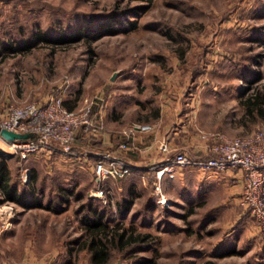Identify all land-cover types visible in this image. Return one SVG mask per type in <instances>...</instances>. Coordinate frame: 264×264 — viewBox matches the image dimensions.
<instances>
[{
  "label": "rangeland",
  "instance_id": "obj_1",
  "mask_svg": "<svg viewBox=\"0 0 264 264\" xmlns=\"http://www.w3.org/2000/svg\"><path fill=\"white\" fill-rule=\"evenodd\" d=\"M113 11L122 12L125 27L115 33H89L73 42L41 40L16 52L0 48L2 107L54 93L70 108L85 99L102 103L106 110L115 106L123 122L138 97L151 100L147 109L137 110L143 117L153 112L159 92L175 97L181 91L183 98L194 97L197 124L203 129L233 136L264 125V118L247 113L243 103L264 86V0H0V44L28 36L31 28L49 36L78 24L93 27ZM130 20L136 26L128 29ZM256 74L259 79L250 82L248 77ZM8 149L0 141V150ZM9 161L10 181L19 188H28L27 178L34 172L35 195L61 200L56 207L62 209L48 212L41 225L53 230L52 235H36L40 225L34 219L40 215L23 205L15 207L21 250L28 238L45 252L66 243L68 264H91L82 246L86 233L80 207L90 197L93 205L105 206L110 225L149 231L146 239H154L150 248L129 254L114 250L103 264H134L135 258L152 254L154 264H197L208 257L215 264H264V232L234 199L236 192L221 182L205 181L200 169L184 167L170 179L164 175L163 202L157 199L160 192L150 170L107 179L109 200L104 202L89 194L95 185L93 161L77 177L46 164ZM72 184L75 194L65 189ZM124 196L131 202L121 216L118 201ZM231 247L233 253L215 255Z\"/></svg>",
  "mask_w": 264,
  "mask_h": 264
},
{
  "label": "built area",
  "instance_id": "obj_2",
  "mask_svg": "<svg viewBox=\"0 0 264 264\" xmlns=\"http://www.w3.org/2000/svg\"><path fill=\"white\" fill-rule=\"evenodd\" d=\"M103 107L102 103L85 99L82 105L70 108L65 105L60 94L54 93L39 101L9 104L0 114V130L7 129L27 136L6 140L0 134V138L9 148L6 152L17 155L22 160L40 152L71 153L79 129L96 134L101 131ZM150 128L149 123L133 122L122 133L129 139L134 131H147ZM198 132L207 143L204 156L194 157L188 151L173 149L164 162L152 167L160 192L158 201H165L160 188L164 175L173 177L177 170L190 166L202 171L235 169L243 174L237 202L249 211L258 229L264 232V125L233 136L222 131L200 129ZM118 147L127 149V141H121ZM159 149L163 153L172 151L165 140L159 143ZM92 172L95 185L89 194L107 202L109 189L105 186V181L131 173V166L123 156L107 150L97 154L92 163ZM0 264H6L1 254Z\"/></svg>",
  "mask_w": 264,
  "mask_h": 264
},
{
  "label": "crops",
  "instance_id": "obj_3",
  "mask_svg": "<svg viewBox=\"0 0 264 264\" xmlns=\"http://www.w3.org/2000/svg\"><path fill=\"white\" fill-rule=\"evenodd\" d=\"M155 97L153 112L147 113L143 117L137 115V110L143 111L147 109L151 101L148 98L140 99L138 97L131 105L130 113H125L126 116L123 122L118 119L117 107L109 105L107 110L104 108L102 111L103 127L101 131L96 134L79 129L71 153L62 151L40 152L22 160L17 155L4 153L0 150V162L6 164L8 175L9 160L17 158L19 161L31 162L33 166L46 164V166L54 167V169L59 168L61 173H73L77 177V174L81 172L86 163L94 162L99 152L107 150L123 156L131 166V173L152 171L154 165L164 162V159L177 149L188 151L190 154H204L207 143L200 137L198 130H208L199 127L197 124L196 115L198 108L194 103V97L183 98L181 91L177 92L175 97L164 95L161 92ZM5 108L0 103V114ZM133 122L149 123L151 128L147 131L136 130L133 132L132 137L127 139L122 131ZM163 140L168 143L170 149H172L171 152L163 153L159 149V143ZM0 141L5 144L1 138ZM121 141H127V149L118 147ZM182 169L184 168L177 170L175 175L182 173ZM242 175L240 171L235 169L202 171L205 181L215 180L221 182L227 185L230 192H236L234 197L236 201L243 182ZM170 178L172 177H168V179ZM16 186L19 190L18 184ZM76 187H78V184H76ZM0 192V252L4 257L3 261L6 264H68L66 243L63 246L60 245L59 248H53L50 252H45L36 248L35 239L28 238L24 241V248L20 249V242L16 238L19 233V219L15 214L17 210L15 207L21 204L11 199H1L3 197L1 189ZM42 203L43 205L25 207L27 211H35L40 215L34 219L37 225H40V227L35 229L36 235L49 232L52 235L53 230L42 228V226L44 221L48 219V212L51 213L53 210L58 212L62 209L59 208L57 210L56 207V203L60 204L61 201L48 199L42 200ZM62 233L65 234L64 231L57 230L58 235L61 236Z\"/></svg>",
  "mask_w": 264,
  "mask_h": 264
},
{
  "label": "trees",
  "instance_id": "obj_4",
  "mask_svg": "<svg viewBox=\"0 0 264 264\" xmlns=\"http://www.w3.org/2000/svg\"><path fill=\"white\" fill-rule=\"evenodd\" d=\"M151 0H146L149 4ZM148 6V5H140ZM137 7V6H136ZM132 12H136L132 10ZM122 12H111L108 17L101 19L96 23L95 26L78 24L75 27H71L66 30L57 32L55 35H45L38 29L31 28L29 35L26 37H15L12 41L3 40L1 41L0 48L4 52H16L26 50L31 47L34 43L41 40L60 43V42H73L80 38L86 37L89 33L98 36L106 33H115L123 23H121ZM124 16V15H123ZM119 25H114L115 23ZM129 27L134 28L136 26V20L129 21ZM261 35L256 36V40L261 39ZM250 76V75H249ZM259 79V75L248 77L250 82H254ZM65 103V102H64ZM245 105V111L252 116H260L264 118V86L256 88L253 92L249 93L243 100ZM97 108L95 105L94 109ZM194 157H202L204 154H192ZM153 171V170H152ZM154 173V171H153ZM124 177V176H123ZM35 178L36 174L33 172L29 174L27 180L30 182L28 188L22 187L18 190L16 184L9 180L8 170L6 164L0 162V189L3 192L1 199H11L17 201L23 206L32 205H43L42 199L35 195ZM122 178V177H120ZM129 188V187H128ZM65 189L71 193H76L75 185L72 184L70 187ZM62 197H65L64 192H58ZM66 199V197H65ZM61 201V200H60ZM59 201V202H60ZM131 200L129 197L124 196L118 201V208L121 216L125 214L129 208ZM103 205H106L102 203ZM80 207H84V212L81 215V222L83 227V233H86V237L82 241V246L86 249L89 261L91 264H103L112 255L114 250L121 252L122 254H129L131 251L142 248H150L154 239L149 238L151 235L149 231L133 232L127 231L126 226L110 225L109 217L106 215L103 207L93 205L91 198L89 197L85 202H81ZM234 247L225 248L221 251L216 252L215 255H223L233 253ZM154 255L141 257V259L135 258L134 264H154ZM197 264H215L213 258H205Z\"/></svg>",
  "mask_w": 264,
  "mask_h": 264
},
{
  "label": "water",
  "instance_id": "obj_5",
  "mask_svg": "<svg viewBox=\"0 0 264 264\" xmlns=\"http://www.w3.org/2000/svg\"><path fill=\"white\" fill-rule=\"evenodd\" d=\"M0 134L6 140H12L14 138H23L27 136L26 134L12 132L7 129H1Z\"/></svg>",
  "mask_w": 264,
  "mask_h": 264
}]
</instances>
